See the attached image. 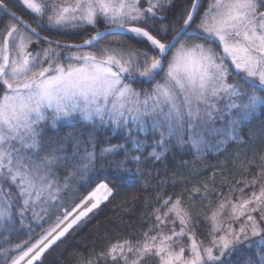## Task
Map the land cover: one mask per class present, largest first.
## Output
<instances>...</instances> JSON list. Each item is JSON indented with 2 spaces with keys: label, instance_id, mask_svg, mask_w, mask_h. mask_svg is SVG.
<instances>
[{
  "label": "snow or ice",
  "instance_id": "1",
  "mask_svg": "<svg viewBox=\"0 0 264 264\" xmlns=\"http://www.w3.org/2000/svg\"><path fill=\"white\" fill-rule=\"evenodd\" d=\"M20 2L35 25L0 0V264H38L110 200L114 187L103 181L87 195H75L77 185L92 182L98 156L122 154L113 164L123 182L131 171L125 164H136L144 175L140 165L159 160L173 143L203 155L249 142L244 128L264 112V95L248 91L264 93V0H208L202 11L204 0H191L180 17L159 27L155 21L167 20L160 13L173 0ZM87 27L97 30L79 43L38 31L79 34ZM108 36L135 44H102ZM201 40L218 43L222 53L196 42ZM231 71L244 87L228 82ZM126 81L150 83L151 90ZM78 121L110 129L121 142L97 154L93 132L86 139L76 132L49 135ZM236 163L242 179L223 181L217 192L213 173L185 190L187 203L183 194L173 199L158 193L147 214L153 222L139 238L87 257L73 253L77 264H144L149 257L159 264H235L231 257L241 245L255 248L264 264V153L238 154ZM197 198L208 204L197 205ZM201 217L207 231L198 238ZM23 229L29 239L13 243Z\"/></svg>",
  "mask_w": 264,
  "mask_h": 264
},
{
  "label": "trees",
  "instance_id": "2",
  "mask_svg": "<svg viewBox=\"0 0 264 264\" xmlns=\"http://www.w3.org/2000/svg\"><path fill=\"white\" fill-rule=\"evenodd\" d=\"M191 0H173L171 7L166 13L162 15L167 16V20H157L155 24L159 27L160 24H171L172 21L180 17L181 14L190 6ZM9 7L16 12L23 19L35 25V19L22 8L17 0H7ZM264 9V8H263ZM202 11V9H201ZM7 19V17H5ZM198 20V17H197ZM182 23V19L179 21ZM2 26V24H0ZM99 29L104 28L101 21L98 25ZM97 29L87 27L82 30H77L79 34H65L60 32H49L47 30H40L41 33L48 35L52 38L59 39L65 42L79 43L83 39L94 33ZM174 34V33H172ZM171 35V34H170ZM170 38V37H169ZM120 39L127 43L135 44V41L128 40L127 37H105V43L108 40ZM204 43L205 45L215 43L209 41H196ZM170 55V53H169ZM231 79L235 77L234 73ZM131 82L132 84L140 87H147L150 83ZM236 82V78H235ZM243 82V83H242ZM237 84L244 85V81L239 79ZM253 88H248L251 90ZM260 95H264L259 88L253 89ZM69 132H76L79 138L86 139L90 132H93L96 137V151H99L107 144L120 143L121 140L118 136H112L111 130L93 129V126L84 122H77L74 126L63 124L56 130L49 133L50 136L63 137ZM245 139L249 142L247 144L230 143L222 148L219 152H206L203 155H197L194 150L189 146H179L173 143L169 150L159 159L149 158L140 165V171L144 175H140L136 171V164H125L124 167L131 171L126 174V180L123 182L116 179L117 173L114 171L115 165L113 161L123 158L122 154L119 156L108 154L104 158L97 159L95 170L96 174L92 182L84 187L77 185L75 195L77 197L87 195L95 184L100 182H108L110 186L114 187L115 194L103 203L99 209L92 215L90 220L77 229L74 233L70 234L67 239L58 242L42 257V261L38 264H77V257L73 253L83 254L85 257L89 253H99L104 250L110 243L122 239H133L140 237V234L147 228L148 224L153 222L149 220L148 213L151 212L152 207L155 205V197L158 193L162 195H172L173 199L177 195H184L187 203V192L194 185H199L208 181V178L216 173L215 187L217 192L221 191V184L223 181H236L242 179L243 168L234 161L238 154H247L251 158L253 154L259 156L264 153V112L258 111L252 118L249 124L244 128ZM143 138V136H141ZM151 139V138H150ZM68 151L72 150V144L66 145ZM151 149H149L150 151ZM159 150V149H158ZM146 155V153H145ZM255 173V169L249 174V178ZM59 174H63L62 172ZM211 186V185H210ZM203 191V189H201ZM223 191L226 193L228 187L225 184ZM248 192L251 189L247 190ZM216 195L213 194L209 197L210 200H216ZM197 205H207L208 200L201 201L196 199ZM200 211V209H197ZM179 225L177 224V230ZM38 233L40 229L36 228ZM207 231V227L202 223L198 226L197 236L201 237V233ZM28 230L23 229L18 234H13V243H20L21 241L28 240ZM187 240L185 238L184 243ZM177 249L179 244L176 245ZM232 262L235 264H259L255 248H245L243 245L233 253L231 257ZM100 264H104L103 261ZM144 264H159L158 259L149 257L144 260Z\"/></svg>",
  "mask_w": 264,
  "mask_h": 264
},
{
  "label": "rangeland",
  "instance_id": "3",
  "mask_svg": "<svg viewBox=\"0 0 264 264\" xmlns=\"http://www.w3.org/2000/svg\"><path fill=\"white\" fill-rule=\"evenodd\" d=\"M18 1V3H20V5L22 6V8H24V10L25 11H27L26 9H25V7L22 5V3L20 2V0H17ZM207 3H208V0H204V2H203V5H202V10H203V7H206L207 6ZM260 11H264V9L263 8H261L260 9ZM28 12V11H27ZM29 13V12H28ZM30 14V13H29ZM160 14H162V13H160ZM31 15V14H30ZM32 16V15H31ZM33 17V16H32ZM33 19H35L34 17H33ZM198 19H199V17H198ZM93 34V33H92ZM86 38H88V37H86ZM85 38V39H86ZM212 43V42H211ZM216 45L215 46H219V44L218 43H215ZM213 44H211V45H205L206 47H212L213 48V46H212ZM214 51L216 52V54L217 55H220L221 53H222V49L220 48V46H219V48L217 49V48H214ZM170 55H171V53H170ZM169 55V56H170ZM226 63H229V66L231 67V65H230V62L229 61H225ZM167 67V62H165V68ZM233 73H234V75H235V77L233 78V79H231V75H233ZM163 76V72H161L158 76H157V79H160L161 77ZM235 78H236V82L237 81H239V79H240V76L239 75H237V73L235 72V71H231L230 72V79H229V83H236L235 82ZM242 80V79H241ZM127 82V81H126ZM155 81H153V83H154ZM127 83H130V84H132L131 82H127ZM243 83V82H242ZM151 84H149L147 87H140V86H136V85H134V84H132V87L133 88H136V89H138V90H141V91H143V90H151ZM240 86L241 87H244L245 85H242V84H240ZM254 89V88H253ZM253 89H251V90H248L249 92H252V91H254ZM257 93V95H260V94H258V92H256ZM71 122H65L64 124H70ZM206 153V152H205Z\"/></svg>",
  "mask_w": 264,
  "mask_h": 264
},
{
  "label": "water",
  "instance_id": "4",
  "mask_svg": "<svg viewBox=\"0 0 264 264\" xmlns=\"http://www.w3.org/2000/svg\"><path fill=\"white\" fill-rule=\"evenodd\" d=\"M18 15V14H17ZM19 16V15H18ZM102 30V29H101ZM41 35H45V34H43V33H41ZM52 38V37H51ZM53 39H55V38H53ZM62 42H65V41H62Z\"/></svg>",
  "mask_w": 264,
  "mask_h": 264
},
{
  "label": "flooded vegetation",
  "instance_id": "5",
  "mask_svg": "<svg viewBox=\"0 0 264 264\" xmlns=\"http://www.w3.org/2000/svg\"><path fill=\"white\" fill-rule=\"evenodd\" d=\"M160 15H162V14H160Z\"/></svg>",
  "mask_w": 264,
  "mask_h": 264
}]
</instances>
